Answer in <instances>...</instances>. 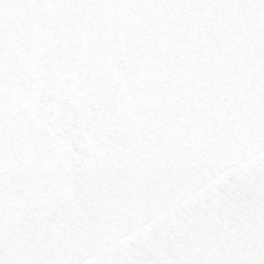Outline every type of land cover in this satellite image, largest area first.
<instances>
[{
  "label": "snow or ice",
  "instance_id": "6c2138e0",
  "mask_svg": "<svg viewBox=\"0 0 264 264\" xmlns=\"http://www.w3.org/2000/svg\"><path fill=\"white\" fill-rule=\"evenodd\" d=\"M98 6L0 0V264H110L102 252L118 248L124 232L191 206L232 163L215 144L211 173L182 167L159 175L148 168L146 157L158 144L111 83L94 78L82 47L49 15ZM175 6L205 11L221 33L254 38L264 61V0ZM229 18L236 29L224 23ZM258 139L264 152V136ZM123 180H138V187L115 202L111 188ZM105 198L114 203L106 205ZM248 207L223 196L211 201L194 216L208 229L206 239L155 264H264V211L242 234L231 235L233 217ZM222 239L229 245L214 253Z\"/></svg>",
  "mask_w": 264,
  "mask_h": 264
},
{
  "label": "water",
  "instance_id": "95a60500",
  "mask_svg": "<svg viewBox=\"0 0 264 264\" xmlns=\"http://www.w3.org/2000/svg\"><path fill=\"white\" fill-rule=\"evenodd\" d=\"M88 2L100 6L49 15L82 47L94 78L111 83L116 98L158 144L146 157L148 168L159 175L182 167L211 173L209 148L215 144H222L232 161L201 199L153 218L142 231L124 232L119 247L102 255L110 264H155L199 245L208 229L194 216L222 196L249 205L231 223V235L239 236L264 211V152L258 139L264 136V61L254 38L221 33L205 11L175 6L184 0ZM224 23L236 29L238 22ZM138 183L113 186L115 202ZM113 203L105 198L106 205ZM228 245L222 239L213 252Z\"/></svg>",
  "mask_w": 264,
  "mask_h": 264
}]
</instances>
